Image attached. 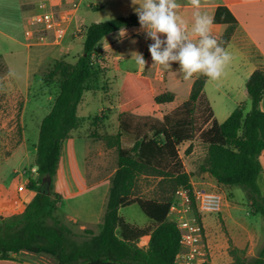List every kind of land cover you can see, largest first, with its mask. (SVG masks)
<instances>
[{
    "label": "trees",
    "instance_id": "obj_1",
    "mask_svg": "<svg viewBox=\"0 0 264 264\" xmlns=\"http://www.w3.org/2000/svg\"><path fill=\"white\" fill-rule=\"evenodd\" d=\"M188 11L207 15L210 12ZM183 12L177 9L184 20ZM212 17L215 24L230 25L219 39L225 47L235 19L224 7H217ZM131 27H140L136 14L88 25L82 55L74 64L66 62L70 50L64 45L55 47L48 55L53 62L50 75L58 77L59 92L39 125L32 167L35 171L30 172L25 185L35 196L21 214L0 217V260L24 251L46 254L56 264H175L180 231L167 219L169 208L179 187L192 192L191 176L184 170L178 148L187 143L184 153L188 155L195 141L206 147L200 171L219 185L241 187L251 202V212L264 214V196L256 184L262 171L260 160L264 158V112L259 108L264 98V70H257L245 83L249 111L245 114L244 106L238 105L220 124L209 122L210 116L201 102L206 76L194 80L186 102L160 115L157 106L172 103L174 95L165 92L153 97L147 80L124 75L117 91L118 132L104 138L105 146L115 150L116 170L110 180L102 228L96 235L90 230L77 234L57 219L59 196L51 193V186L48 194L42 193V179L49 177L52 181L63 142L80 127L77 107L83 94L96 90L103 78V72L91 61L95 47L105 36ZM123 136L128 139V149L122 148ZM142 177L158 180V198L148 200L136 195ZM133 205L149 220L148 228H135L119 216L121 209ZM145 236L149 240L143 251L137 243ZM244 254L245 250L229 247L233 264H264V247L251 262H246Z\"/></svg>",
    "mask_w": 264,
    "mask_h": 264
},
{
    "label": "rangeland",
    "instance_id": "obj_2",
    "mask_svg": "<svg viewBox=\"0 0 264 264\" xmlns=\"http://www.w3.org/2000/svg\"><path fill=\"white\" fill-rule=\"evenodd\" d=\"M37 1L0 0V188L10 187L8 196L16 197V193L19 192V197L25 201H28L32 194L21 184L28 180L30 172H34L31 169L35 161L34 146L38 140L39 125L49 112L59 92L58 77L50 75L53 62L47 59L48 50L41 49L42 47L28 48L25 45L24 29L28 19L37 8ZM185 1L187 0H177L178 3ZM134 14L131 0H82L76 14L77 21H73L71 25V33L74 32L75 26L87 27L92 23L107 22ZM188 28L191 30L192 27ZM79 35L80 33L71 35V41L66 40L62 44L70 50V55L66 59L69 64H74L77 58L82 55L83 39L74 40V36L78 37ZM144 38V34L139 35V52ZM33 58L36 60L33 61ZM97 64L93 63L94 67L100 72H104L101 65ZM178 67L177 64H173L172 70H177ZM162 72L166 76V73ZM179 75L183 78L182 74L179 73ZM197 76L200 75L197 74ZM241 79L234 78L232 81L233 89L225 90L220 97H217L215 88L211 83L207 85L208 93L215 97L212 108L214 117L219 123L225 120L224 117L228 111L233 112L236 109L238 105L233 106L234 101L241 103L239 105H243L244 109H250L248 97H244L247 99L245 105L240 102L243 101V96L240 94L245 89V84ZM97 88V92H87L83 95L77 114L78 118L83 121L81 130L82 132L88 130L90 124H87L83 118L97 116L98 110L102 107L106 113L109 111L108 114H105L107 121L103 123V128L115 134L117 113L112 110V107L117 104L116 84L111 86L108 82H99ZM183 89L185 90L182 87L181 93L178 92L177 103L188 98V94ZM24 102L26 104L22 112ZM171 107L172 104L160 105L157 110L160 115H164ZM97 122L98 118L93 119L92 126L97 127ZM126 140L125 137V143H122L123 149L130 147ZM187 146L186 143L178 148L179 158L181 163H184L191 179L196 182L203 173L200 171V166L204 164L206 159V147L195 141L191 153L185 155L184 151ZM83 149L88 155V152L91 153L96 147L95 144H90L89 149L86 146ZM111 152L113 168L116 163V153L114 149ZM262 180H264V174L261 175L260 181L262 182ZM157 182L158 180L153 178H140L136 195L148 200L158 198L160 190ZM258 187L260 193L264 194V182ZM226 190V192L219 189L214 190L223 197L222 210L218 214H202L203 224L205 227H211L220 233L225 245H229V247L232 246V243L228 232L249 231L251 236L245 246L244 258L246 262H251L257 256L258 251L264 247V214L251 212V202L246 198L241 187L231 186ZM226 201L228 207H225ZM119 214L137 226L149 221L136 205L121 209ZM145 242L146 239H143L139 247H144ZM229 247L224 249L226 251L225 258L214 264H233V260L229 256Z\"/></svg>",
    "mask_w": 264,
    "mask_h": 264
},
{
    "label": "crops",
    "instance_id": "obj_3",
    "mask_svg": "<svg viewBox=\"0 0 264 264\" xmlns=\"http://www.w3.org/2000/svg\"><path fill=\"white\" fill-rule=\"evenodd\" d=\"M179 4L181 5L179 9L184 10L183 16L185 23L188 27H192L193 23L190 22L194 21L196 12L188 10L196 8L188 4L187 1ZM217 7L226 8L236 22L232 30L231 38L225 46V49L230 52L233 59L221 78L218 80L207 79L201 96V102L204 103L207 114L210 116L209 122L215 121L220 124L215 119V114L212 108L215 97L208 93L207 85L211 83L215 88L217 97H220V95L224 94L225 90L229 91L233 89L232 81L234 78H242L241 80L243 84H245L246 80L254 71L264 70V0H201V7L199 9H209L210 12L208 15L212 17V14ZM229 27V24L213 23L211 26V34L219 40ZM85 29L86 27H83L84 31ZM124 29L127 30V35L125 37L119 36L120 29L105 36L95 47L94 56L91 61L94 64L99 63L104 71L103 78L100 83L108 82L111 86L116 84V90L118 91L123 76L126 74L134 75L138 78L141 77L147 80L153 97L165 92H170L174 95V101L172 103L165 104H172V107L166 113L186 102L189 98L192 84L199 76L194 75L191 79L186 81L179 75V73H177L175 69L165 71L158 65L151 67L152 60L148 51V45L152 43V41L145 38L142 41L140 53L143 54L144 58L148 61V64L145 69L138 68L134 61L130 59V53L133 51L139 52V35L142 33L137 34L136 30H138L139 27ZM84 33L80 34L78 37L74 36V40H84ZM71 35L75 34L70 32L65 37L62 44H64L66 40L69 41L72 38ZM193 39L196 38L193 37ZM133 40L136 42L133 43ZM43 48L48 50V59V55L54 48L42 47L41 49ZM33 59V61L36 60L35 58ZM162 71L166 73V76ZM159 73L164 74L163 79L158 77ZM182 87L185 88V90H183L186 94H188V98L180 103H177L176 100L178 98V92L181 93ZM97 91L98 88L97 90L90 91L89 93ZM240 95L243 96V101L240 102L245 105L247 103V99L244 97H248L246 95V90L244 89L243 93ZM81 102L77 107V114ZM25 104L26 103L24 102L22 112L25 108ZM239 104L241 103L234 101L233 106H237ZM158 106L157 109H159ZM259 108L262 112H264V98H262ZM112 110L117 113V104L112 107ZM248 111L249 109H245V114ZM108 112L109 111L106 113L104 108L101 107L98 110L97 116H94L93 118H83L87 124L90 123L88 130L84 132L81 130L83 121L79 118L80 127L73 131L70 137L62 144L57 170L51 181V193L53 195H58L60 199L55 216L61 223L77 234H82L83 231L90 230L94 235H96L102 228V217L108 197L110 180L116 170V163L112 168V149L105 146L104 138L105 136L116 135L118 132V123L115 134H112L109 130L106 131L103 128V123H106L107 121V116L105 114H108ZM231 113L232 111H228L226 113V116L224 117L225 120ZM95 118H98L97 127H94L91 124ZM121 141L122 143H125L124 136L121 137ZM126 142L128 144V139ZM88 143L92 145L95 144L96 149H93L91 153L88 152V155H86L83 147L86 146V148L89 149L90 144ZM260 161L262 171L256 179L257 187L259 184L262 185V182H264V180H262V182L260 181L261 175L264 174V158H261ZM182 165L184 170L187 172L184 163H182ZM31 170L35 171V168H32ZM26 183L27 180H25L21 186L25 187ZM190 183L193 190L200 192H216L214 191L215 189L226 192V189L229 188L217 184L216 181L207 173H201L196 182L190 178ZM9 189L10 187L0 188L1 218L9 215L21 214L24 211L25 206L31 202L35 196L34 191H29L32 194V197L29 196L30 199L25 201L19 197V192L16 193V197L8 196L7 194L10 192ZM260 194L261 196H264V194ZM225 207H228L227 201ZM119 216L126 224L138 229H145L150 226L149 221L143 222L140 226H137L125 220L122 215L119 214ZM167 219L170 222L174 221V217L170 214H168ZM207 227L208 226H204L206 243L209 248V264H214L225 258L226 251H224V249L226 250L229 245H225V241L220 233L213 230L211 227ZM228 236L232 243V247L245 250L246 243L251 234L249 231L244 230L239 233L228 232ZM143 239H146L144 247H139V244ZM148 240V236L141 238L138 241L137 246L145 251L147 249ZM0 264H56V262L46 254H32L20 251L18 253L11 254L7 260H0Z\"/></svg>",
    "mask_w": 264,
    "mask_h": 264
},
{
    "label": "clouds",
    "instance_id": "obj_4",
    "mask_svg": "<svg viewBox=\"0 0 264 264\" xmlns=\"http://www.w3.org/2000/svg\"><path fill=\"white\" fill-rule=\"evenodd\" d=\"M187 3L196 9L201 7V0H187ZM131 4L140 25L137 34L142 33L145 39L152 41L148 45L151 67L158 65L172 70V65L177 64L176 71L185 80L197 74L211 80L222 77L233 57L211 34L214 17L197 11L189 30L177 13L181 7L177 0H131ZM126 35L127 30L122 28L119 36ZM130 56L138 68L145 69L148 61L142 53L133 51Z\"/></svg>",
    "mask_w": 264,
    "mask_h": 264
},
{
    "label": "built area",
    "instance_id": "obj_5",
    "mask_svg": "<svg viewBox=\"0 0 264 264\" xmlns=\"http://www.w3.org/2000/svg\"><path fill=\"white\" fill-rule=\"evenodd\" d=\"M82 0H38L35 12L24 29L26 46H60L72 31L73 21ZM70 31V32H69ZM83 27H74V34H83ZM160 79L164 78L159 73ZM192 193V197H191ZM194 206V207H193ZM223 206V197L217 192H200L179 187L173 196L169 213L180 231V249L175 264H209V248L206 243L202 214H218Z\"/></svg>",
    "mask_w": 264,
    "mask_h": 264
},
{
    "label": "water",
    "instance_id": "obj_6",
    "mask_svg": "<svg viewBox=\"0 0 264 264\" xmlns=\"http://www.w3.org/2000/svg\"><path fill=\"white\" fill-rule=\"evenodd\" d=\"M50 186H51V179L49 177L43 178L40 185L41 192L44 194H48L50 192Z\"/></svg>",
    "mask_w": 264,
    "mask_h": 264
}]
</instances>
